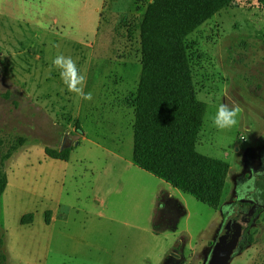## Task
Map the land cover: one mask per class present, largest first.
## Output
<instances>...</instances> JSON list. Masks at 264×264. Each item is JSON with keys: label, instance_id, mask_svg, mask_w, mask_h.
<instances>
[{"label": "rangeland", "instance_id": "1", "mask_svg": "<svg viewBox=\"0 0 264 264\" xmlns=\"http://www.w3.org/2000/svg\"><path fill=\"white\" fill-rule=\"evenodd\" d=\"M150 1L0 0V150L24 140L4 167L5 264H205L225 216L264 174V2L251 0L186 38L207 103L197 149L228 163L219 206L132 162L139 25ZM57 54L76 62L91 100L67 90ZM222 103L242 111L218 130L210 117ZM65 136L68 159L48 156L45 146L61 148ZM247 216L229 264H264V203Z\"/></svg>", "mask_w": 264, "mask_h": 264}, {"label": "trees", "instance_id": "2", "mask_svg": "<svg viewBox=\"0 0 264 264\" xmlns=\"http://www.w3.org/2000/svg\"><path fill=\"white\" fill-rule=\"evenodd\" d=\"M235 1L151 0L139 25L141 71L134 98L132 162L215 209L222 199L228 163L197 149L207 103L197 97L186 38ZM76 127L80 128L78 121ZM23 143L21 139L0 150V209L7 184L5 161ZM45 153L65 160L70 148L45 146ZM259 183L264 187V181ZM31 221V213L21 218L23 223ZM246 234L245 230L240 250ZM3 244L0 237V264L6 260Z\"/></svg>", "mask_w": 264, "mask_h": 264}, {"label": "clouds", "instance_id": "3", "mask_svg": "<svg viewBox=\"0 0 264 264\" xmlns=\"http://www.w3.org/2000/svg\"><path fill=\"white\" fill-rule=\"evenodd\" d=\"M52 66L59 70V76L67 90L75 93L77 96L91 100L92 94L85 93L83 85L86 82V76L81 74L76 62L71 56L57 54L52 60ZM238 104L233 103L231 107L228 104H220L216 108L214 116L210 117L212 126L218 130L230 129L237 125L238 116L241 113Z\"/></svg>", "mask_w": 264, "mask_h": 264}, {"label": "water", "instance_id": "4", "mask_svg": "<svg viewBox=\"0 0 264 264\" xmlns=\"http://www.w3.org/2000/svg\"><path fill=\"white\" fill-rule=\"evenodd\" d=\"M69 143V138L65 136L61 148L66 147ZM232 224L233 227L228 232V228ZM247 227L248 222L246 220L240 219L239 222H232L226 218L211 247L205 264H229L233 255L240 249V242Z\"/></svg>", "mask_w": 264, "mask_h": 264}, {"label": "flooded vegetation", "instance_id": "5", "mask_svg": "<svg viewBox=\"0 0 264 264\" xmlns=\"http://www.w3.org/2000/svg\"><path fill=\"white\" fill-rule=\"evenodd\" d=\"M259 173V172H258ZM252 183L250 184V186H248L250 194H247V196H249L246 199H243L242 197H240L237 200V203L239 204V208L236 211V208L234 210H232L233 207L231 208V212H229L230 214H227L225 216V219L227 218L228 220H231L232 222H239L240 219L242 220H246L248 218L247 216V211L250 210V208H253L254 206H257L258 203L262 202L264 203V187L260 186L259 180L261 179V182L264 181V174L262 175V177L260 179H256V175H252ZM256 197V199H253L252 197ZM248 199V200H247ZM225 221V220H224ZM233 227V224L230 225V227L228 228V232L231 230V228Z\"/></svg>", "mask_w": 264, "mask_h": 264}, {"label": "crops", "instance_id": "6", "mask_svg": "<svg viewBox=\"0 0 264 264\" xmlns=\"http://www.w3.org/2000/svg\"><path fill=\"white\" fill-rule=\"evenodd\" d=\"M223 192H224V190H223Z\"/></svg>", "mask_w": 264, "mask_h": 264}]
</instances>
